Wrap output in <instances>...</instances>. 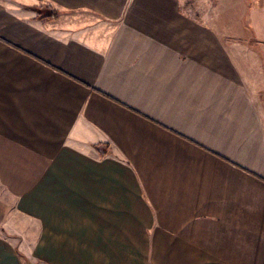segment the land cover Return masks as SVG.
<instances>
[{
  "label": "crops",
  "instance_id": "crops-1",
  "mask_svg": "<svg viewBox=\"0 0 264 264\" xmlns=\"http://www.w3.org/2000/svg\"><path fill=\"white\" fill-rule=\"evenodd\" d=\"M248 63L180 0H0V264H264Z\"/></svg>",
  "mask_w": 264,
  "mask_h": 264
},
{
  "label": "rangeland",
  "instance_id": "rangeland-1",
  "mask_svg": "<svg viewBox=\"0 0 264 264\" xmlns=\"http://www.w3.org/2000/svg\"><path fill=\"white\" fill-rule=\"evenodd\" d=\"M180 2L182 8L192 17L214 27L230 44L235 57L248 59L250 71L255 74V71H260L264 76V0ZM14 203L11 196L0 192V228L8 226V231L16 234L18 225L22 227L23 224Z\"/></svg>",
  "mask_w": 264,
  "mask_h": 264
}]
</instances>
